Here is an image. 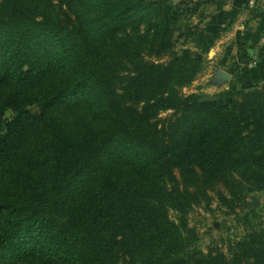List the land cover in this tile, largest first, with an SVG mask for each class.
Wrapping results in <instances>:
<instances>
[{
  "label": "trees",
  "instance_id": "16d2710c",
  "mask_svg": "<svg viewBox=\"0 0 264 264\" xmlns=\"http://www.w3.org/2000/svg\"><path fill=\"white\" fill-rule=\"evenodd\" d=\"M172 8L0 0V264H264L263 231L203 252L187 220L212 193L233 213L235 172L264 183V77L178 95L200 58L142 54L170 48Z\"/></svg>",
  "mask_w": 264,
  "mask_h": 264
},
{
  "label": "rangeland",
  "instance_id": "374dc122",
  "mask_svg": "<svg viewBox=\"0 0 264 264\" xmlns=\"http://www.w3.org/2000/svg\"><path fill=\"white\" fill-rule=\"evenodd\" d=\"M166 1L170 2L173 7L170 16L171 46L159 58L151 57L144 52L142 54L146 60L155 59L160 62H167L188 54L200 58L201 67L194 80L186 85L175 86L178 95L196 93L202 98L227 101L234 96L237 89L260 84V80H248V82H242L241 86L237 82H232L230 78L219 81L217 75V70L224 67L222 62L219 63L220 59L232 56L230 47H237L241 51L243 49L240 45L241 41L249 39L252 34V39H249L250 43H254V46L263 43L260 39L264 37V14H258L259 8L256 3L259 0H253L251 4L250 0H244L243 13L245 14L241 19L239 17L242 27L238 30L241 40L235 41L230 47L227 45L228 41L224 39L219 45L216 43L228 30L226 26H222L227 22V18L222 16V19L215 14L209 15L206 12L208 7L204 5L206 0ZM253 21L259 25H254ZM144 31L145 24L143 23L137 29L127 25L124 30L115 31V36H128L136 39L137 35ZM168 112L160 113L159 116L164 117ZM253 171L250 169L242 171V174L237 172L234 174L242 191V202L233 213H227V209L219 204L212 193L213 200L209 208L204 205L197 206L187 214L188 225L196 232L195 246L200 251L207 252L209 248L216 247L228 253L231 245L242 240L248 233L264 232V183ZM169 215L172 219H176L175 211L170 210Z\"/></svg>",
  "mask_w": 264,
  "mask_h": 264
},
{
  "label": "crops",
  "instance_id": "0c3cea01",
  "mask_svg": "<svg viewBox=\"0 0 264 264\" xmlns=\"http://www.w3.org/2000/svg\"><path fill=\"white\" fill-rule=\"evenodd\" d=\"M243 2L244 0H206L204 5L208 7L207 13L215 14L223 19L222 16L227 18V22L222 26L227 27V32L223 34V38L216 43L219 45L224 40H227L229 47L234 44L235 41L241 40L239 29L242 27L239 17H243ZM258 14H264V0H259L256 3ZM250 5H248L249 7ZM209 11V12H208ZM208 15V14H207ZM258 20V18H257ZM210 23V22H209ZM254 25L259 24L253 21ZM253 25V26H254ZM253 34L249 36L252 39ZM245 39L241 41V51L237 47H230L231 57H222L219 61L222 62L223 70L229 71L231 74L230 80L241 84L242 82H248V80L259 81L264 77V37L260 39L261 45L254 46V43H250L251 40ZM252 48V49H251ZM254 62L253 67H248V63ZM229 67H226V66ZM244 66L245 68H242ZM243 83V84H244Z\"/></svg>",
  "mask_w": 264,
  "mask_h": 264
},
{
  "label": "water",
  "instance_id": "95a60500",
  "mask_svg": "<svg viewBox=\"0 0 264 264\" xmlns=\"http://www.w3.org/2000/svg\"><path fill=\"white\" fill-rule=\"evenodd\" d=\"M217 75H218L219 81H225L231 77V74L229 72L224 71L222 69L217 70Z\"/></svg>",
  "mask_w": 264,
  "mask_h": 264
},
{
  "label": "built area",
  "instance_id": "2783aa9c",
  "mask_svg": "<svg viewBox=\"0 0 264 264\" xmlns=\"http://www.w3.org/2000/svg\"><path fill=\"white\" fill-rule=\"evenodd\" d=\"M253 2V0H250L249 3L251 4ZM254 62L248 63V67H253Z\"/></svg>",
  "mask_w": 264,
  "mask_h": 264
}]
</instances>
